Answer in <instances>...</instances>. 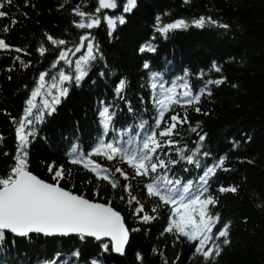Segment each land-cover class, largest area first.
Listing matches in <instances>:
<instances>
[{"label":"trees","instance_id":"16d2710c","mask_svg":"<svg viewBox=\"0 0 264 264\" xmlns=\"http://www.w3.org/2000/svg\"><path fill=\"white\" fill-rule=\"evenodd\" d=\"M26 2L29 7L24 6ZM81 2L12 0L11 7L2 9L8 15L0 18V38L11 48L19 47L30 55L24 56L23 52L15 51L0 52V136L4 138L0 141V176L6 175L14 163L16 140L12 118H19L24 100L34 86L39 71L48 69L56 56L43 33L69 41L77 38L79 30L72 26V21L79 18L73 17L71 11ZM62 4L64 8L60 7ZM84 4L87 7L83 10L94 11L97 0H84ZM138 5L135 15L128 17V24L118 27L115 39L110 40L106 27L92 30L103 48L108 68L115 72V76L101 79L98 75L104 69L101 63L82 88L72 90L69 98L58 107L57 113L48 118L32 144L29 169L46 182H53L48 166H62L68 176L61 181L65 189L94 202L111 201V205L126 218L127 225L140 227L141 231L132 234L126 258L102 253L99 242L95 240L82 245L74 237L34 236L32 241L17 238L14 244L0 248V264H4V261L8 264H49L50 260H57L58 264L65 261L90 264L94 258H99L103 264H136L137 251L144 257L143 264H163L162 257L153 254V248L163 252L169 264L180 254H183V259L178 264H202L201 258L191 257L193 249L187 242L181 244L171 236L160 235L167 222L166 210H161L159 218L152 225L134 222L126 202L119 199L120 189L114 192L106 182H99L98 187L91 173L80 165L70 164L65 155L70 141L63 137L76 130L77 122V134H82L81 145L85 151L90 150L92 137L98 130V108L102 106V101L111 105L115 100L121 106L120 125L133 122L126 106L114 94L120 78L130 82L129 99L139 112L144 113L143 118L151 122L153 105L147 87L148 74L143 69L146 60L152 64L153 70L160 64L164 65L166 82L180 77L185 69L189 70L194 89L203 86V81L196 79V74L201 70L205 73V80L226 79V83L219 88L210 86L213 95L202 98L199 105L201 113L188 109V118L193 126L200 123L207 133V144L214 155H227V166L234 169L218 173L219 178L213 182L212 192L215 194L216 188L221 185L240 186L238 194L220 195L219 205L215 209L224 222H231V244L218 258V264H264V207L258 206L264 205V0H190L188 4L184 0H138ZM157 15L164 23L176 19L190 23L200 16L211 17L229 24L230 29L225 32L210 26L204 29L190 27L186 31L176 32L170 39L165 40L157 35V39L152 41ZM13 19L17 21L14 26ZM5 26L8 27L7 33ZM149 42L157 46V54L141 55L138 48ZM41 44L49 48L45 57L37 52ZM18 55L30 62L32 67H21L15 60ZM213 61L221 66V73L211 70ZM141 97L146 101L147 112H144L145 105L139 103ZM175 113L183 115L184 109L176 107L168 115ZM184 127L187 128V125ZM45 136L47 141L42 139ZM194 139V135L186 133L189 144ZM232 140L239 141V147L235 150L230 143ZM93 159L110 168L117 163H110L103 157ZM120 166L130 171L125 165ZM133 187V194L147 204L151 214L152 204L142 185L134 183ZM8 240L12 241L10 234ZM77 249L81 253L79 258L72 255Z\"/></svg>","mask_w":264,"mask_h":264},{"label":"snow or ice","instance_id":"6c2138e0","mask_svg":"<svg viewBox=\"0 0 264 264\" xmlns=\"http://www.w3.org/2000/svg\"><path fill=\"white\" fill-rule=\"evenodd\" d=\"M68 2L70 0H66ZM189 2L190 0H184L185 4ZM6 6L11 7L12 0H0V18L8 15L2 10ZM24 6L30 5L26 2ZM138 6V0H97L94 11H85L83 9L87 5L82 0L71 11L73 17L79 18L72 21V26L79 30L77 38L69 41L43 33L56 56L48 69L39 71L34 86L24 100L21 115L11 121L15 130L16 153L10 170L6 175L0 176V248H6L9 243L14 244L17 238L32 241L34 236L74 237L82 245L89 243L91 238L99 242L102 253L127 257L132 234L140 232L141 228L129 227L126 218L111 205V201L94 202L65 189L61 181L68 176L62 166H48L53 182H46L34 175L29 169V155L32 144L39 137L48 118L57 113L58 107L69 98L73 89L83 87L98 65L103 63L104 66L98 73L101 79L107 80L110 75L115 76V72L108 68L103 48L92 30L106 27L110 40L115 39L118 27L128 24V17L135 15ZM60 7L64 8L65 5ZM16 23L13 19V26ZM206 26L223 29L225 32L230 29L229 24L211 17L200 16L190 23L184 19L164 23L161 16L157 15L151 40L155 41L157 35L167 40L178 31H186L190 27L204 29ZM4 31L7 33V26ZM3 51L30 55L19 47L11 48L0 38V52ZM48 51L49 48L44 44L37 48L41 57H45ZM138 52L141 55H156L158 48L149 42L140 46ZM15 60L25 69L32 67L30 62L21 59L19 55ZM143 69L148 74L147 87L150 89L153 105L151 122L143 118L144 113L139 112L129 99L130 82L126 78H120L114 94L126 106L127 114L133 122L118 127L122 119L121 106L115 100L111 105L102 101V106L98 108V130L92 137L90 150L85 151L81 145L82 134H77V122L76 130L63 137L70 141L65 155L70 164L80 165L91 173L98 182V187L99 182H106L114 192L120 189L119 199L126 202L134 222L152 225L159 218L161 210H166L167 222L160 235L171 236L181 244L187 242L193 249L191 257L201 258L202 264H218V258L231 244V222H224L215 209L219 205L220 195L238 194L240 186L221 185L216 188L215 194L212 192L213 182L219 178L218 173L234 169L227 166V155H214L207 144V133L199 122L195 126L191 124L187 110L192 109L200 114L202 98L213 95V88L210 86L219 88L226 83V79L205 80V73L201 70L196 74V79L202 80L203 86L194 89L190 82L192 73L187 69L180 77L167 82L163 64L153 70L152 64L146 60ZM211 70L222 72L221 66L215 61L212 62ZM92 83L95 84L96 81ZM139 103L145 105L144 112H147L143 97ZM176 107L183 108L184 114L169 116ZM186 133L196 137L191 144L186 140ZM3 139L0 136V141ZM42 139L47 141L48 138L45 136ZM230 143L233 150L239 147V141L232 140ZM4 155L7 156L8 153L5 152ZM93 157H103L110 163H117L111 168L105 167ZM120 165H125L130 171ZM134 183L142 185L152 204L151 214L147 210V204L133 194ZM9 234L11 242L8 240ZM152 252L162 257L163 264H169L159 249L153 248ZM72 255L79 258L81 253L77 249ZM182 259L183 254H180L172 264H178ZM135 261L136 264L144 262L139 251L135 253ZM4 264L8 262L4 261ZM49 264L58 262L50 260ZM64 264L70 262L65 261ZM90 264H103V261L94 258Z\"/></svg>","mask_w":264,"mask_h":264},{"label":"water","instance_id":"95a60500","mask_svg":"<svg viewBox=\"0 0 264 264\" xmlns=\"http://www.w3.org/2000/svg\"><path fill=\"white\" fill-rule=\"evenodd\" d=\"M47 238H49V237H47ZM89 239H91V238H89ZM114 256H116L115 254H113ZM116 257H119V256H116Z\"/></svg>","mask_w":264,"mask_h":264},{"label":"bare ground","instance_id":"6f19581e","mask_svg":"<svg viewBox=\"0 0 264 264\" xmlns=\"http://www.w3.org/2000/svg\"><path fill=\"white\" fill-rule=\"evenodd\" d=\"M118 126H123V125H120V124H119Z\"/></svg>","mask_w":264,"mask_h":264}]
</instances>
